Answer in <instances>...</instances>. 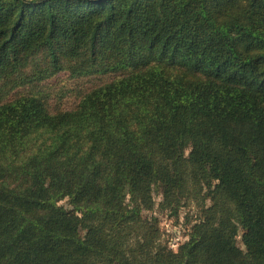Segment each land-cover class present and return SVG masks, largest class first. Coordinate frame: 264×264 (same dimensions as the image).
Returning <instances> with one entry per match:
<instances>
[{
  "label": "trees",
  "instance_id": "16d2710c",
  "mask_svg": "<svg viewBox=\"0 0 264 264\" xmlns=\"http://www.w3.org/2000/svg\"><path fill=\"white\" fill-rule=\"evenodd\" d=\"M0 264H264V0H0Z\"/></svg>",
  "mask_w": 264,
  "mask_h": 264
},
{
  "label": "rangeland",
  "instance_id": "374dc122",
  "mask_svg": "<svg viewBox=\"0 0 264 264\" xmlns=\"http://www.w3.org/2000/svg\"><path fill=\"white\" fill-rule=\"evenodd\" d=\"M65 75H60L56 79L52 80L51 83H56L58 80L64 79ZM93 80H100V79H92L91 81L88 80H81V82H71L72 84H69L70 87H80L81 85L83 86H92L94 85ZM188 152V151H187ZM155 199L157 202H160L161 197L159 195H155ZM62 206L68 207L66 202L61 203ZM196 214L195 209H185L181 212L180 214V219L179 221H175L173 219H169L167 215L161 214L158 211H155L153 214L154 216H157L160 219V225H161V230L163 233V239L169 243V247L173 251H177L178 247L183 244L187 240V234L190 229V224H187V219L186 216L189 215L194 216ZM238 246L243 249L242 244L240 241L238 242Z\"/></svg>",
  "mask_w": 264,
  "mask_h": 264
}]
</instances>
